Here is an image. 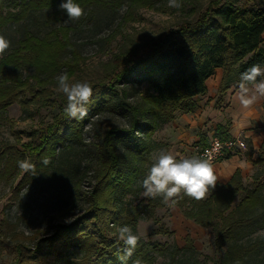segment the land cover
I'll use <instances>...</instances> for the list:
<instances>
[{
	"label": "trees",
	"instance_id": "1",
	"mask_svg": "<svg viewBox=\"0 0 264 264\" xmlns=\"http://www.w3.org/2000/svg\"><path fill=\"white\" fill-rule=\"evenodd\" d=\"M61 1L66 0H0V33L30 11L54 8ZM156 1L74 0L84 9L99 6L112 12L123 7L132 11L140 6H153ZM6 3L11 9L5 10ZM54 11L56 17L60 18V13L68 16L61 8ZM70 31V25L60 24L41 37L24 34L0 57V123L7 121L11 125L6 111L15 102L27 112L30 94L42 105H54L55 101L45 93L50 89L45 86L62 68L70 77L80 59ZM263 33L264 0L241 3L208 0L193 20L167 29L145 49L130 48L115 54L110 79L92 84L94 94L85 105L88 115L83 120L69 118L64 112L67 98L57 94L58 112L50 123L38 129L33 140L22 142L21 148L12 142L0 144V180L16 181L15 191L48 173L55 165L57 147L80 139L85 122L94 114L109 109L127 118V126H112L103 131L98 164L92 174L94 182L81 213L67 223L56 222L50 233L36 236L31 243L6 238L5 223L0 222V249L7 248L13 253L14 264H121L119 257L125 246L108 236L109 224L134 228L139 214L162 204V199L150 198L132 214H124L115 205L116 189L131 190L136 179L146 177L143 165L150 162L147 153L152 148L154 131L160 124L173 120L176 113L194 110L195 96L206 91V82L217 68L222 70L217 88L220 103L226 90L240 83L242 72L253 64L264 67ZM128 83L147 85L148 92L142 97L144 104L136 105L126 99L123 86ZM223 127L217 124V136L230 137ZM118 145L136 163L124 160ZM23 159L36 165L35 173H25L18 167L17 162ZM45 159L47 164L43 163ZM251 161L254 166H264V150ZM240 171L237 169L226 183H217L205 199L196 201L184 196L176 205L186 218L214 229L215 243L225 247L220 264H264V236L253 235L264 228V180L254 173L251 185L245 187ZM242 190L243 196L233 206L235 196ZM185 241L184 248L192 249L189 236ZM71 250L81 256L72 258ZM164 250L162 244L139 239L126 264H133L136 259L141 264H154L151 253ZM178 251L174 246L167 264H178L175 259Z\"/></svg>",
	"mask_w": 264,
	"mask_h": 264
},
{
	"label": "rangeland",
	"instance_id": "2",
	"mask_svg": "<svg viewBox=\"0 0 264 264\" xmlns=\"http://www.w3.org/2000/svg\"><path fill=\"white\" fill-rule=\"evenodd\" d=\"M207 1L181 0L183 7L179 10L169 8L168 0H157L155 5L140 6L132 10L133 12L125 7L112 12L106 8L92 6L84 9L85 14L78 20H69L68 16L61 13L60 18L56 17L54 10L66 2L61 1L54 8L30 11L24 19L8 24L0 34L11 42L12 47L24 34L41 37L60 24L70 25V38L79 50L80 59L69 78L87 81L92 85L100 80L110 79L115 54L130 48H137L139 51L145 49L151 40L156 39L167 29L184 21L193 20ZM232 1L241 3L245 0ZM7 4L5 10L11 9ZM61 73H64V68L45 86L50 89L49 93H45L50 100L55 101L54 105L50 103L42 105L41 101H36L30 94L27 112L16 102L8 106L6 115L11 120V125L7 121L0 123V144L6 141L20 147L22 142L33 140L38 129L53 120L52 117L58 112L57 105L60 104L57 94H62L56 91V77ZM123 88L127 92L128 101L136 105L144 104L142 97L148 92L145 83H128ZM127 122V118L122 115L103 109L85 122L80 139L74 138L57 147L55 165L48 173L17 191L16 181L8 183L0 180V222L5 223V237L31 243L36 236L50 233L56 222L67 223L81 213L87 204L85 197L94 182L92 174L98 164V145L103 131L112 126H127ZM170 124V122L160 124L154 131L152 148L147 153L150 162L143 165L145 174H148L154 158L162 152H171L177 158L195 156L194 142L186 144L182 149L174 146ZM117 150L128 163H136L122 145H118ZM254 173L258 174L260 180H264V166H253L245 176H242L245 187L251 185V176ZM143 179L144 175L136 179L131 190L116 189L115 205L124 214H132L150 199L142 195ZM210 192L211 189L208 195ZM243 193L242 190L235 196L233 206ZM135 225L131 229L140 240L162 244L165 247L162 252L151 253L154 264H167L174 246L179 248L175 256L178 264H220L225 247H219L215 243L214 229L186 218L177 205L174 208H169L163 203L155 205L150 211L141 212ZM121 226L119 223H110L108 236L118 240L117 229ZM161 229L168 231L163 232ZM253 235L264 236V228ZM186 236L191 239L192 249L184 248ZM71 253L72 258L81 256L76 250H71ZM0 264H14L13 253L9 249H0Z\"/></svg>",
	"mask_w": 264,
	"mask_h": 264
},
{
	"label": "clouds",
	"instance_id": "3",
	"mask_svg": "<svg viewBox=\"0 0 264 264\" xmlns=\"http://www.w3.org/2000/svg\"><path fill=\"white\" fill-rule=\"evenodd\" d=\"M167 6L171 9H181V0H168ZM60 8L65 10L69 20H78L85 13L84 8L74 0H66ZM68 21H65L67 23ZM11 47V42L0 34V57ZM56 91L67 98L64 108L66 115L73 120H83L88 115L85 105L89 104L93 96V86L87 81L70 79L67 73L56 77ZM238 100L243 109L253 108L264 99V67L253 64L241 73L238 85ZM18 167L25 173H35L36 165L28 159L17 162ZM44 164L48 160L43 161ZM218 177L215 174L210 158L192 157L177 158L171 152H162L154 158L148 174L141 181L146 198H161L162 203L174 208L178 199L187 196L196 201L207 197L209 190L214 189ZM118 240L124 244L123 255L119 257L121 264H126L132 257L139 242V236L133 234L131 227L124 225L117 229ZM133 264H141L139 259Z\"/></svg>",
	"mask_w": 264,
	"mask_h": 264
},
{
	"label": "crops",
	"instance_id": "4",
	"mask_svg": "<svg viewBox=\"0 0 264 264\" xmlns=\"http://www.w3.org/2000/svg\"><path fill=\"white\" fill-rule=\"evenodd\" d=\"M221 75L222 70L217 68L206 82V91L195 96L194 110L179 112L170 121L172 143L178 149L192 142L207 143L210 136L217 135V124H223L230 137L244 136L245 149H237L212 162L218 184L229 181L237 169L245 176L254 166L251 160L264 150V99L251 109H243L238 100L239 84H235L226 90L222 102L218 103L217 88Z\"/></svg>",
	"mask_w": 264,
	"mask_h": 264
},
{
	"label": "built area",
	"instance_id": "5",
	"mask_svg": "<svg viewBox=\"0 0 264 264\" xmlns=\"http://www.w3.org/2000/svg\"><path fill=\"white\" fill-rule=\"evenodd\" d=\"M246 141L243 135H235L221 139L217 135L209 137L207 143L201 145L193 144V153L196 157L210 158L211 162L225 158L228 154L234 153L237 149H245Z\"/></svg>",
	"mask_w": 264,
	"mask_h": 264
}]
</instances>
